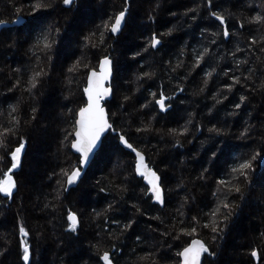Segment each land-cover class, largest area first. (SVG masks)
<instances>
[{
	"label": "trees",
	"instance_id": "obj_1",
	"mask_svg": "<svg viewBox=\"0 0 264 264\" xmlns=\"http://www.w3.org/2000/svg\"><path fill=\"white\" fill-rule=\"evenodd\" d=\"M34 2L0 0V19L10 22L17 19L13 3L26 13ZM122 3L123 0H79L78 6L70 11L59 5L55 11L49 9L42 13L45 26L60 27L61 35L48 76L31 94L25 90L28 87L26 81L37 63H42L37 60L41 53L37 51L34 56L29 51L39 32L32 23L33 17L22 13L20 17H25L26 23L22 27L4 30L0 37V124H7L10 105H17L19 111L15 115L21 121V133L28 140L21 168L13 172L19 188L18 195L14 193L12 200L0 195V245L7 239L10 246L8 258L3 264H23L19 258V236L15 227L18 219L23 220L36 237L33 264H97L96 251L91 245L103 237V250L110 243L103 229L118 230L111 220L104 225L102 217L94 219L93 209L101 212L109 203L114 204L110 218H116L121 223L127 222L130 217L136 221L132 229L116 241L124 249L115 258L117 264H135L140 256L154 250L169 252L172 258L168 264H176V246H183L193 237L182 236L179 241H174L171 236L163 237L160 233L171 231L169 225L176 223L177 219H184L187 223L194 215L207 223L205 213L216 204L213 196L217 187L215 182L225 178L233 164L264 147V93L248 92L239 85L232 92H226L224 86L231 81L222 71L229 68L235 71L231 53L239 44L244 51L237 53L236 58L247 59L248 66L257 69L253 74L257 83L264 79L261 75L264 64L257 60V57L264 59V54L255 46L249 51V37L254 36L257 40L264 37V25L248 24L245 20V27L239 28L240 20L264 14V0H213L214 9L224 10L222 14L226 16L228 11L234 14L233 19L227 22L230 31L237 33L230 37L231 42L216 37L215 45L210 43V33L219 32V22L207 15L208 9L199 7L198 13L185 15L188 9L203 5L204 0H130L127 28L120 36L106 41L110 46L104 54L111 55L115 75L114 96L105 104L117 131L125 132L134 146L144 152L149 166L161 174L165 206L161 208L151 202L150 195H144L148 187L133 171L134 155L120 146L115 133L108 134L104 151L95 159L79 189L64 194L62 202L55 199L58 174L62 167L68 166L66 158L71 163H78L77 156L61 145L63 129L69 126L68 109L75 112L84 99L81 91L85 84L83 74L77 75L71 85L72 91H69L66 77L72 74L67 72V68L80 57L82 51L87 53L92 66L97 64L99 50L83 49V36L118 11ZM193 15H196L195 20ZM169 29H172V34L164 36L158 48L143 51L152 33L159 34ZM204 47L211 49L212 58L209 60L205 56L199 67H194L195 57ZM137 52L140 55H135ZM177 64L181 67L172 72L171 68ZM245 67L242 65L241 71ZM213 68L215 72L209 79L205 73ZM145 71L153 72L154 77L138 81L137 76ZM241 71H235V74L239 76ZM244 74L247 75L246 72ZM206 79L207 87L203 83ZM17 80L20 86L13 87ZM177 85L184 91H175ZM200 88H204L202 93ZM160 90L166 96L174 95L168 101L171 109L166 113L154 106L149 94L157 92L159 95ZM217 92L221 93L218 99L223 102L220 104L213 99ZM225 94L228 97L226 100L223 99ZM241 94L247 95L248 100L236 109L234 105L239 102ZM124 95L131 96V100L120 108ZM143 103H148L149 107L141 109ZM32 107L37 109L36 120L27 123ZM113 112L116 113L114 118L111 116ZM153 115L156 119L151 121ZM190 118L192 124L188 125L189 132L185 136L135 131L136 127L143 126L142 122L147 124L151 121L154 129L167 133L168 129L182 128ZM246 126H251V138H238ZM211 127L225 129L226 135L210 134L207 129ZM197 128L200 130L197 131ZM176 140L182 147L173 146ZM15 146L13 139L10 150ZM213 151L216 152L215 158L212 157ZM9 160L10 157L6 156L0 162V169L7 170ZM254 167L256 171L251 175V187L244 190V200L236 202L223 239L218 240L217 245H211L208 229H198L199 235L195 238L216 247L215 264H257L250 256V251L256 247L262 255L261 264H264V238L260 235L264 233V162L257 161ZM205 169V179H197ZM121 183L128 189L123 193V199L113 186ZM181 183L183 187H178ZM101 187H105L106 192L99 191ZM186 196L195 199L189 200L181 209ZM45 204L51 206L45 208ZM132 204H136L140 212ZM69 208L82 217V230L78 237L65 231V210ZM177 209L183 211V217ZM154 216H159L163 223L149 219ZM179 227L181 225L177 223ZM137 234L141 236L139 246L135 241ZM169 243L172 249L167 248ZM203 258L207 259L206 254ZM139 264L147 262L139 261Z\"/></svg>",
	"mask_w": 264,
	"mask_h": 264
},
{
	"label": "snow or ice",
	"instance_id": "obj_2",
	"mask_svg": "<svg viewBox=\"0 0 264 264\" xmlns=\"http://www.w3.org/2000/svg\"><path fill=\"white\" fill-rule=\"evenodd\" d=\"M79 0H35L34 3L30 5V8L25 13L23 8L17 7L14 3L12 4V9L14 14H16L17 19L11 21L14 23H23L20 19V15L32 16L36 29H39L38 34L36 35L33 44L31 45L29 51L33 53L34 56L37 55V51L42 54L38 56L37 60L42 61L37 63L36 68L32 70L31 77L26 81L28 87L25 89L30 94L34 89H37L39 85L43 83L45 78L48 76L50 70L51 62L53 60V55L56 49V45L59 43L58 37L61 35V28L56 25L45 26V21L43 19L42 13L47 12L49 9L55 11L59 5H63L67 10H71L73 7H77ZM131 6L130 0H123V3L120 9L114 12L111 16L107 18L101 25H98L96 29L91 30L88 34L83 36V49H98L99 55L97 56V64L95 66L91 65V62L87 58V53L85 51L81 52L79 58H77L74 63L67 68V72L72 74L71 76L66 77L69 85V91H72L71 85L75 83L77 75L83 74L85 84L81 89L84 99L81 101L82 106L79 107L75 112L72 109H68L69 117V126L63 129V139L61 140V145L67 147L69 152L78 154L76 157L78 163H71L66 158L67 167H62L58 174L56 190L57 201H63L65 199L64 194L75 192L79 189V186L82 185V177L86 176V168H90L94 163L95 159L104 151L108 140L109 135L115 133L116 138L119 143L123 145L124 148L130 150L131 154H134V164L133 171L135 174L139 175L143 180L147 182L149 186L145 191L144 195H150L151 202L159 205L161 208L165 206V187L161 183V174L158 170H155L153 167L149 166V163L146 161V157L143 151L130 141L127 134L123 131L118 132L116 127H114V122L110 121L109 111L107 110L105 101H109L110 98L114 96L113 91V59L110 54H104L105 49L109 47L106 43L110 38L120 36L123 31L127 28V17L130 15L129 8ZM159 7V5H157ZM199 7H204L208 9L207 15L211 18H214L215 21L219 22V32H211L210 36L212 39L210 43L215 45L217 44L216 37H220L221 40H227L231 42L230 37L237 35V33L231 32L228 24V20H232L234 14L231 11H228L227 16L222 14L224 10H216L213 8V0H204L203 5H198L197 8H190L185 12V15L191 13H198ZM40 13L41 15H37ZM174 14V13H173ZM150 19L155 22L153 17ZM192 19H196V15L192 16ZM245 20L248 24H260L264 25V14H256L251 17H246L244 20L239 21V28L243 29L245 27ZM10 21L0 19V28H4ZM110 34V36L106 35ZM172 29H169L167 32H162L159 34L152 33L146 45L143 48V51H148L149 48L156 49L158 45H161L162 39L166 35H171ZM258 47V51L264 54V37L260 40H257L254 36L249 37V51L252 47ZM244 51L239 44H237L232 51L231 55L233 57V65L235 71H241V66H246L244 71H241V75L237 76L235 71L232 68L228 70H222L223 75L228 77L231 83L225 84L226 92H232L233 88L236 85H239L242 89H245L248 92L259 91L264 93V79H260L257 83V80L253 79V74L257 71L255 67L248 66L249 61L247 59H237V53ZM135 55H140L137 52ZM205 56L209 57L211 60V49L204 47L202 52H198L195 60L194 67H199L201 61H204ZM135 59V56H133ZM223 59V57H220ZM257 60L264 64V59L257 57ZM170 63V62H169ZM171 66V65H170ZM181 67L180 64H177L175 67L171 68L172 72H175L177 68ZM19 72V69H16ZM215 68L212 71H208L205 75L211 79ZM247 73V75L244 74ZM231 73V75L229 74ZM154 73L150 71H145L137 76V80H150L154 77ZM264 76V72L261 73ZM186 78V77H185ZM250 82V83H249ZM204 86L207 87L208 79L204 80ZM20 81L17 80L13 87H19ZM10 91L12 89H9ZM116 91H119L118 89ZM175 91L183 92L184 89L179 85L176 86ZM199 91L202 93L204 88H200ZM154 101V106H158L160 112H168L171 108V104H167L166 101L173 99V96H166L163 90L157 92L149 93ZM221 96L220 92H217L213 96V99L217 104L222 103L221 99L218 97ZM227 95H223V99L226 100ZM131 100V96L124 95L122 101L119 105L120 108H124V105ZM248 100V96L241 94L239 96V102H237L234 107L240 109L241 105ZM148 103H143L140 105L141 109L148 108ZM19 109L17 105H10L9 119L7 124H0V162L5 160V157H10L9 164L10 167L7 170L0 169V195L6 197L8 200H12L14 193L18 195L19 188L17 180L13 177V172L21 168V159L22 155L25 152V147L28 144V140L21 133V121L15 115L18 113ZM37 109L32 107L31 118L27 123L36 120ZM211 114V109H209ZM238 113H231V115H236ZM111 116L114 118L116 113H111ZM156 119L155 115L151 117V121ZM149 121L143 126L136 127L135 131L137 133H150L156 132L163 136L164 134L170 136H185L189 132L188 125L192 124V119L190 118L187 123L180 129H168L167 133H163L158 129L152 127V123ZM251 126H246L241 131L238 138H251ZM200 129L197 128V131ZM207 131L214 136H223L226 135V130L218 127L208 128ZM15 139L16 146L10 150V145ZM174 147H182L179 140L174 141ZM74 150V152H73ZM264 147H261L259 150L252 152L247 158L240 160L239 162L233 164L230 170L225 174V178H221L216 181L217 187L213 192V196L216 198L215 206L207 213L205 216L208 217V222L203 223L201 218L198 216H192L189 218L188 222L185 223L184 219H177L176 223H171L169 225L171 231L161 232L160 235L163 237L171 236L172 240L179 241L182 236L184 237H193L190 241L184 242L183 246L177 245L175 251V257L178 258L176 264H202V257L207 256V259L204 260V264H215L217 257V251L215 245H217L218 240L223 239V234L225 233L229 219L233 215V209L236 205V202L244 200V190L251 187V175L256 171L254 165L257 161L264 162ZM216 152H212V157L215 158ZM207 169L203 170L201 174L197 177L199 180H204V172ZM99 183V181L97 182ZM117 192L121 195L123 199V193L127 192V187L123 183L118 185H113ZM178 187H183V183L178 185ZM101 192H106L105 187L99 189ZM234 197V198H233ZM195 197L186 196L184 203L181 204V209L189 200H194ZM50 204H45V208L50 207ZM137 212H140V208L136 204L131 205ZM177 209L180 213V217L184 216L183 211ZM55 211V208H53ZM66 222L67 228L66 232L74 234V236H79V231L81 228L82 217L78 215L77 212L69 209H66ZM114 211V204L109 203L107 208L101 212H97L93 209V218L100 219L103 218V224L107 225L109 220L112 224L117 226L118 231H113L109 228H104L107 240L110 242L106 248L102 250L103 237L97 240L96 244L91 245L95 249L97 255V264H117L116 256L119 253L123 252L124 249L119 247L116 241H119L130 229H132L133 224L136 222L133 218H129L127 222L121 223L120 220L116 218H110L109 213ZM19 215V213L17 214ZM149 219H154L163 223V220L159 216L149 217ZM177 223L181 227L177 228ZM16 231L18 232V249H19V258L23 261V264H33L34 257V243L35 235L32 231L26 227V224L23 220H17L16 222ZM208 229L210 232V246L209 243H205L199 238H195L199 235L198 229ZM99 236L100 233H97ZM264 238V233L260 234ZM135 241L137 246L141 241V236L139 234L135 235ZM168 249H172V244L167 245ZM10 251L9 241L4 240L3 245H0V264H3V261L7 260L8 254ZM135 251V249H133ZM250 256L254 258L257 264H261L262 255L258 247L253 248L250 251ZM171 255L169 252L162 251H152L146 252L145 255L140 256L138 261L135 264H139V261H146L147 264H168L171 260Z\"/></svg>",
	"mask_w": 264,
	"mask_h": 264
},
{
	"label": "water",
	"instance_id": "obj_3",
	"mask_svg": "<svg viewBox=\"0 0 264 264\" xmlns=\"http://www.w3.org/2000/svg\"><path fill=\"white\" fill-rule=\"evenodd\" d=\"M20 19L23 21V23L9 22L4 28H0V37H1L2 33H3V31L6 30V29H10V28H13V27H22V26L26 23L27 19H26L25 17H20ZM14 21H15V20H14ZM159 46H160V45H158L157 48H158ZM113 66H114V61H113ZM113 79H114V70H113V77H112V80H113ZM112 98H113V97H112ZM112 98H110L109 101H111ZM109 101H105V103H107V102H109ZM106 135H108V134H106ZM120 146H121L125 151L130 152V150L124 148L123 145L120 144ZM73 152H74V150H73ZM74 155L78 156V154H74ZM145 157H146V155H145ZM146 161H147V157H146ZM147 162H148V161H147ZM89 169H90V168H86V169H85V171H86V175H87ZM137 176L140 177L139 175H137ZM84 177H85V176H84ZM84 177H82V180H83ZM161 183H162V177H161ZM144 184H145L147 187H149V186L147 185V182H146L145 180H144ZM201 240H202V239H201ZM203 260H204V258L202 257V264H204V263H203Z\"/></svg>",
	"mask_w": 264,
	"mask_h": 264
},
{
	"label": "rangeland",
	"instance_id": "obj_4",
	"mask_svg": "<svg viewBox=\"0 0 264 264\" xmlns=\"http://www.w3.org/2000/svg\"><path fill=\"white\" fill-rule=\"evenodd\" d=\"M115 75V74H114ZM91 168V167H90ZM91 170V169H90Z\"/></svg>",
	"mask_w": 264,
	"mask_h": 264
}]
</instances>
